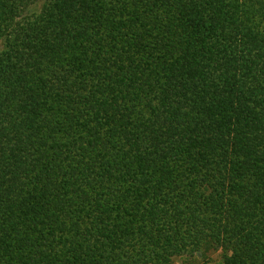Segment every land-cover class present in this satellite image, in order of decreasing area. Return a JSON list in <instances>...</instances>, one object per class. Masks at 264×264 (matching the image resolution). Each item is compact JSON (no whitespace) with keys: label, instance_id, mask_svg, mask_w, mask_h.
Wrapping results in <instances>:
<instances>
[{"label":"trees","instance_id":"obj_1","mask_svg":"<svg viewBox=\"0 0 264 264\" xmlns=\"http://www.w3.org/2000/svg\"><path fill=\"white\" fill-rule=\"evenodd\" d=\"M264 264V0H0V264Z\"/></svg>","mask_w":264,"mask_h":264},{"label":"rangeland","instance_id":"obj_2","mask_svg":"<svg viewBox=\"0 0 264 264\" xmlns=\"http://www.w3.org/2000/svg\"><path fill=\"white\" fill-rule=\"evenodd\" d=\"M218 260H219V258L217 256V254H215L211 257V261L207 264H218V262H219Z\"/></svg>","mask_w":264,"mask_h":264}]
</instances>
